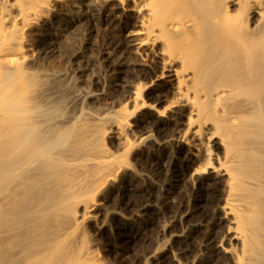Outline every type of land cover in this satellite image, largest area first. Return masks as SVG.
Instances as JSON below:
<instances>
[{"label":"bare ground","instance_id":"bare-ground-1","mask_svg":"<svg viewBox=\"0 0 264 264\" xmlns=\"http://www.w3.org/2000/svg\"><path fill=\"white\" fill-rule=\"evenodd\" d=\"M82 4V12L100 8L89 14L94 22L113 6L116 47L145 60L152 87L139 85L127 98L110 88L102 96L126 104L110 118L79 116L66 129L51 122L46 102L62 83H46L42 72L49 47L58 44L51 32L72 28L70 16L81 15L73 6ZM99 48L108 51L109 44ZM149 112L177 117L172 126L157 125ZM111 128L124 135L122 150L109 147ZM154 132L181 144L174 159L154 155ZM28 165L33 169L18 174ZM131 168L163 183L140 187L126 177L128 189L143 198L134 209L144 226H117L107 235V256L116 264H173L171 253L177 264H264V0H0V245L9 248L0 264H102L96 242L77 238L96 219L111 183ZM181 183L191 185L188 195L171 205ZM153 203L168 220L162 232L169 239L149 256L135 254L133 245L151 241L158 222ZM29 204L33 209L22 215ZM35 220L33 237L27 227L16 236L33 245L2 239L8 222ZM18 247L24 254L12 262Z\"/></svg>","mask_w":264,"mask_h":264},{"label":"rangeland","instance_id":"rangeland-1","mask_svg":"<svg viewBox=\"0 0 264 264\" xmlns=\"http://www.w3.org/2000/svg\"><path fill=\"white\" fill-rule=\"evenodd\" d=\"M84 4H85V2H84ZM84 4H82L80 7L78 5L73 6V9H75V10L78 9L79 13L81 15H76L75 17L70 16L73 19V24H74V26L72 28L69 26H64V27L59 26L58 29H56V32H55V30L53 32H51V34H52L51 39H56L58 41V44H57V46H50L49 47V49H48L49 52L47 51L48 54L45 55V57H47L46 59L48 61L46 66H45L46 69L45 68H44L45 70L43 69L45 71V73L41 69V71H43L42 73L45 75L42 78V80H47V81H45L46 83H48V84L55 83V82L59 83L60 81L61 82L59 84L62 83L61 86L59 85L60 88H58L57 91L51 92L50 95L46 96V97H48V99L46 97L45 98L47 99L46 102H49L50 106L52 108L50 111L52 116L50 114L48 116L51 119V122L54 124L55 123L59 124V122L63 123L64 127L66 126V129L68 126H69L68 128L72 129V122L73 123L75 122L72 120L73 119L77 120L78 118H81L79 116L84 115L85 117L87 116L90 119L91 118L96 119V117L98 115H99V117H102L100 115V114H102L103 116H108L109 118L112 117L111 112L113 110H118L120 108L122 101L121 100L118 101V99H115V100H117V102L120 103L119 104L115 101L112 102L111 100H108L106 98V96L103 97L104 91H106L110 88L116 87L115 91H117V92L121 91L122 94L121 93L120 94L122 96H124V98H127V97H129V95L131 96L130 92L132 93V91H133V93H134L135 92L134 89H136V87L139 85H145V84L147 85L148 84L147 88L152 87L150 80L145 77L146 72L150 71V69L148 67H146L147 63L145 62V60H143V58H141L134 51L130 54H128V53L124 54L123 51H121L119 48L116 47V44L114 42V40L116 38V34L112 31V25L114 24L115 21H117L116 20L117 18L116 19L109 18L110 17L109 15L112 14L113 6L106 8L105 15L103 16L102 21L94 22L90 19L89 14H90L91 10L93 11L94 14H95V12H96V14L99 13L100 8L95 4V5H93L94 7L91 10L88 9V10L82 12V9L80 10L79 8H82ZM120 12H122L121 14H123V11H120ZM121 14H118V16ZM59 28H61V29H59ZM82 29H85V30L82 31ZM105 40L109 44V50L108 51H101L99 48L100 42L105 41ZM66 52H68V53H66ZM47 65H49V66H47ZM61 65H62V68H61ZM53 68L54 69L56 68V69L54 70ZM53 70L54 71L57 70V71L54 72ZM58 70H60L61 73ZM82 73L85 75H83ZM47 74L49 76H47ZM77 75L79 78L81 76V82H78L77 79H79V78L77 77ZM141 77H142V79H141ZM54 79L56 81H54ZM57 79H59V81ZM52 81H54V82H52ZM49 82H51V83H49ZM76 84L78 85L77 87L74 86ZM118 85H119V88H118ZM79 86L81 87V88H79L80 90L78 89ZM76 89H78V90H76ZM119 89H121V90H119ZM73 91L74 92L76 91V92L74 93ZM81 92H82V94H81ZM88 93H90V94H88ZM123 93H125V94H123ZM76 95H78V96H76ZM83 96H86V97H83ZM95 97H97V98H95ZM98 97H99V100H97ZM103 98L106 101H104ZM50 100L52 102H50ZM54 101L56 102V104L54 103ZM87 101L90 104L87 103ZM51 103H52V105H51ZM124 104H126V101L124 103H122V105H124ZM54 105L55 106L60 105V106L59 107L56 106L54 109ZM83 106H85V108ZM75 107H77V108H75ZM91 107H93V108H91ZM164 107L165 106L160 107V109L161 108L163 109ZM61 108H63V109H61ZM71 109H72V111H70ZM92 109H93V111H92ZM60 110H61V112H60ZM83 110H84V112H83ZM81 112H83V113H81ZM86 112H87V114L91 113V115H89V116L86 115ZM44 113L47 114V113H49V111L47 110ZM57 113H59V114H57ZM95 113H96V115H95ZM97 113H98V115H97ZM104 113L107 115H105ZM149 113L147 114L148 116L146 118L150 122H153V124L155 123L157 125L162 124L161 122H165V123L167 122L168 125L171 124L170 126H172L174 124V122H173L174 118L177 117V116H173V114L171 115V113L168 114L169 116H167V118L159 117L153 112H151L150 114ZM54 114L56 116L57 122H55ZM59 115H61L62 117ZM66 116H68V118ZM64 118H67V119H64ZM69 118L71 119V121L69 120ZM171 118H172V120H171ZM52 119L54 120V122ZM167 119H169L171 122L168 121ZM184 121H185V119H184ZM70 123H71V125H70ZM131 123H132V126L134 127L135 120L133 119L131 121ZM64 130H65V128H64ZM131 130H132V128L130 127L128 133L131 134L130 139L134 140L136 133H133V130H132V132H130ZM137 134H138V136L140 135L139 133H137ZM107 135H108L107 142H108L109 147H116L117 146L120 149L121 148L123 149V146H125V144H126L124 142L126 139L124 138L123 134H119L117 129L115 130V128H113V129L111 128L109 130V132L107 133ZM153 136H155V138H159V139H155L154 137H152L151 147L155 151L154 155L157 158H160L162 155H166L167 157L169 156L171 159H174L176 156L175 153H177L176 151L180 147L181 144L176 143V142L165 143V142H163L162 138L155 132L153 133ZM160 144H162V145H160ZM16 152L19 153V155L22 154V153H20L21 150H19V151L16 150ZM23 153H25V152H23ZM20 156H23V155H20ZM30 166L31 165H28V167H22V169L18 171L19 172L18 174H22V173H25L27 171L32 170L33 166H31V167ZM138 169L139 168H134V169L131 168V170L127 171V174L123 176L124 179L122 178V180L116 181L115 184H113V182L111 183V185L113 186L111 188V193L109 192V195L107 196L108 198L107 199L105 198L104 201L101 202L103 206L98 211V215H97L96 219L94 220L93 223H91L90 227H87V229L85 228L86 230L83 229V233L81 234V236H79V238H77L79 240L80 244H84L86 246H88V245L91 246L96 242L94 245L96 246V249L97 248L99 249L98 250L99 254L101 253L100 257L102 259V264H112V263L116 264L117 263V262H114L115 259H113V257H111L109 255L107 256V245H106L107 239H108L107 235H109V233L110 234L113 233L114 228H116L117 226H124L126 228H129L131 230L136 231V230L142 228V225L144 226V218L142 219V217L138 215L139 213L137 214L136 210L134 209V208H136V206L143 203L142 202L143 198H142V196L140 197L139 194L134 195L133 189H128V186H126V185H128L126 183V180H125L126 177L127 178H133L134 181L137 182L135 185L140 186V187H143L146 184L151 185V183H152V186H154V187H158V188L162 187L163 181L159 180V182H161V183H159L158 179L152 180V178L149 176L148 173L143 172L142 170H140V169L138 170ZM136 172H138V173H136ZM129 176H131V177H129ZM189 185L190 184H186V186H185V183H181L180 185H178V188L176 187V189H174V191H177L178 194L176 195V197L172 196L168 200L171 205H175V204H177V201L187 197L188 191H189L190 186H191V185L190 186ZM29 196H33V195L29 194ZM29 196L27 197L28 199H26V200L31 201L30 199L34 198V196L30 197V198H29ZM11 201L14 202L15 200H11L10 197H6L5 202L9 203ZM30 204L28 205V208L25 207V209H24L22 207L23 208L22 210H24L22 212V215H23V213L27 214L30 211V209H33ZM157 205H158L157 203H153V206L156 209L155 211L157 212L156 215H158L156 217L159 218L160 220L158 219V222L152 228L154 230V232L152 233V236H151L152 239H151V241H148L146 243L142 242L141 240H140V242H136V244L133 245V249H134L133 251L135 254H143V255L147 254L149 256V254L153 253V251H155L159 246L160 247L164 246V244L169 239V238H167V235L164 232H162L163 230H165L164 228L167 227L168 220L166 219V217H164L163 215H161L158 212L157 207H160V206H157ZM171 210L172 209H170L168 212H170ZM5 219L6 218L4 217V221H5ZM39 221L40 220H38V221L35 220L34 221L35 225L33 224V221L29 222V224L27 226H25V225L23 226L16 221H13L12 224H11L12 221L8 222L9 223L8 225L10 226V227L8 226V228L10 229V231H8L9 229L6 228L5 231L2 232V239H3V236H4L5 240L7 239V237H9L10 239H8V241H11L12 239H16L17 234H19L18 232H20V234H21L24 231L28 230L27 228H29L30 231L35 229L34 232L36 234V230H38V228H39L38 225L40 224V223L38 224ZM15 222L18 224V226H15V224H16ZM35 226H37L36 227L37 229L34 228ZM23 227L24 228L27 227V228L24 229ZM30 228H32V229H30ZM6 230H7V232H6ZM10 232L13 234H11ZM34 232L31 231V233L27 234V235L31 236L33 234L32 235V237H33ZM88 232H90V233H88ZM9 233H10V236H9ZM84 234H85V236H84ZM88 238H90V240ZM16 240H18L16 242L23 243V245L25 244L26 246L33 245L30 242H34L33 239H30L28 241H23V242L21 240H20L21 241L20 242L19 238H17ZM71 240H73V239H71ZM68 241H70V239ZM89 242H91V245ZM98 245H99V247H98ZM0 246H1L0 249L3 250V251L0 250V253L2 254L7 247L4 245H0ZM20 248L21 247L17 248V249H19L18 253H14V254H18V255H16L18 257H16V256L10 257L9 256L10 259L12 258V260H11L12 262L14 260H17L18 258L21 257V255L24 254V253L19 254L20 251L24 250L23 248L20 250ZM7 249H9V248H7ZM15 250L16 249L14 248L13 251H15ZM100 250H102V251H100ZM1 254H0V258H1ZM169 256H170V258H172L173 264H177L178 261L175 258V256H172V253ZM103 258H105V259L103 260ZM111 261H112V263H111ZM143 262L145 263V261H143ZM143 262H142V264H143Z\"/></svg>","mask_w":264,"mask_h":264}]
</instances>
